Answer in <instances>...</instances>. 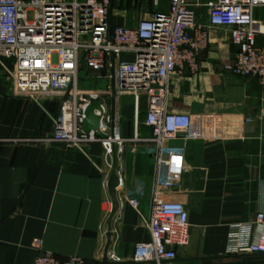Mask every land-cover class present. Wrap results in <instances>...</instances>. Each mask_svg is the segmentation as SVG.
Listing matches in <instances>:
<instances>
[{
	"label": "crops",
	"instance_id": "0c3cea01",
	"mask_svg": "<svg viewBox=\"0 0 264 264\" xmlns=\"http://www.w3.org/2000/svg\"><path fill=\"white\" fill-rule=\"evenodd\" d=\"M263 15L264 10L256 11L257 17ZM209 37L198 71L171 78L168 110L188 114L191 128L186 139L171 143L184 154L180 180L159 187L157 197L185 204L189 241L178 249L176 259L160 264H264V255L225 254L228 225L264 213V85L223 69L235 53L227 29L211 27ZM258 43L264 45V39ZM88 74L79 82L98 80L110 111L111 77ZM93 89L89 85L81 90ZM62 98L59 92L37 98L20 94L0 68V264H32L42 252L62 260L78 257L84 264H100L104 256L113 157L104 155L98 144L82 153L44 140L52 132ZM145 109L146 98L141 96L138 130L149 135L142 123ZM115 113L121 133L130 134L133 98L116 97ZM115 157L118 208L108 251L121 259L118 264H155L131 259L135 245L149 240L153 159L133 149ZM141 186L142 217L128 202Z\"/></svg>",
	"mask_w": 264,
	"mask_h": 264
},
{
	"label": "built area",
	"instance_id": "2783aa9c",
	"mask_svg": "<svg viewBox=\"0 0 264 264\" xmlns=\"http://www.w3.org/2000/svg\"><path fill=\"white\" fill-rule=\"evenodd\" d=\"M157 3V0H154ZM113 0H0V68L13 89L37 98L59 92L63 98L52 118L53 129L44 140L61 143L82 153L100 145L104 155L115 156L128 150H144L155 167V190L146 220L149 240L134 247L132 261L160 264L177 258L180 247L189 241L188 210L177 200H160L159 187L180 180L184 170L182 148L172 145L186 139L190 116L170 112L167 98L171 78L176 73L195 74L201 53L210 44L209 28H225L235 53L223 69L236 76H251L264 85V0H208L206 21L200 22L194 0H169L166 11H154L128 26L117 23ZM111 9L110 29L108 12ZM114 67L115 97L133 98L134 118L130 134L123 135L115 113L111 114L106 91H82L80 71L105 72ZM100 77V76H99ZM112 94V90L110 89ZM109 93V94H110ZM141 96L146 98L143 125L149 135L138 130ZM99 101L98 134L84 131L85 109ZM129 196L130 206L139 212L138 196ZM227 256L264 255V213L249 222L228 225ZM108 264L121 259L107 251ZM32 264H84L78 257L65 260L39 253Z\"/></svg>",
	"mask_w": 264,
	"mask_h": 264
},
{
	"label": "rangeland",
	"instance_id": "374dc122",
	"mask_svg": "<svg viewBox=\"0 0 264 264\" xmlns=\"http://www.w3.org/2000/svg\"><path fill=\"white\" fill-rule=\"evenodd\" d=\"M207 1L208 0H194L195 8L202 21L206 18L205 4ZM168 4L169 0H157V3H155L154 0H113L112 13L117 23L121 21L120 24L133 26L139 20L148 17L154 11H166L168 9ZM88 73L95 74L96 76H103L105 74V72H91L84 69L82 73L80 71V77L87 78L90 75ZM79 83H81L82 88L89 87L90 85V87L94 88L91 92L102 91L98 80L91 79L90 82L83 81Z\"/></svg>",
	"mask_w": 264,
	"mask_h": 264
},
{
	"label": "water",
	"instance_id": "95a60500",
	"mask_svg": "<svg viewBox=\"0 0 264 264\" xmlns=\"http://www.w3.org/2000/svg\"><path fill=\"white\" fill-rule=\"evenodd\" d=\"M108 21H109V25H110V29H111V25H112L111 9H109V12H108ZM110 71H111V90H112L110 114H111V119H112L111 127H113L114 126V117H115V104H116V97H115V90H114L115 75H114L113 64L111 66ZM99 104H100L99 101H94L89 106H87V108L85 109V119L83 122L84 131L94 130L98 134H101V132L98 130L99 116H97L94 112L95 109H99ZM112 157H113V162H112L113 164H112V169H111V172H110L109 178H108V192H109V195L111 198L112 208H111V212L109 214V217L107 219V225H108L107 243H106V247H105V253H104V256H103L100 264H108L109 263L107 260V257H106V253L108 251V246L110 244V232H109L110 231V224H111V220H112V218H113V216L116 213L117 208H118L116 188L119 184V178H118V175L116 173L115 153H113Z\"/></svg>",
	"mask_w": 264,
	"mask_h": 264
}]
</instances>
